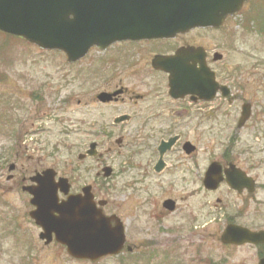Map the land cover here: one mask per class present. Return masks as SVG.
I'll use <instances>...</instances> for the list:
<instances>
[{
    "label": "rangeland",
    "instance_id": "374dc122",
    "mask_svg": "<svg viewBox=\"0 0 264 264\" xmlns=\"http://www.w3.org/2000/svg\"><path fill=\"white\" fill-rule=\"evenodd\" d=\"M255 18L263 26V8L257 9ZM212 39L220 50L228 52V63L237 70L240 57L236 25L231 23L227 29L213 33ZM88 58L69 63L62 52L43 51L24 40L0 34V232L10 230L18 237L25 231H35L34 244L29 248L5 234L0 240V264H258L255 246L224 247L217 238L225 228L226 215L233 213L230 207L232 211L225 209L224 203L215 206L218 197L230 201L225 187L211 195L200 190L199 185L182 181L172 187L159 184L143 187L132 175L97 184L94 190L100 198L110 200L105 213H115L122 219L127 243L133 246V251L125 249L119 255L90 262L73 259L62 246L45 245L39 239L40 228L33 227L23 217L28 201L25 202L16 183L21 172H11L9 166L21 163L23 173H27L40 159L70 174L69 161L77 164L78 154L92 141L100 142L101 152L105 153L110 141L99 132L104 123H98L97 118L108 113L110 107L86 104L97 92L96 80L88 78L87 73L79 74L82 66L88 67ZM257 60L258 70L233 80L234 86L237 81H244L245 92L253 93L246 97L254 104V116L242 128L240 137L241 144L250 148L251 161L260 164L255 173L261 188L256 201L244 204L243 209L240 207L243 215L239 222L248 227H264V48ZM232 109L233 106L229 107V111ZM222 125V120H213L211 138H203L197 130L203 158L210 157L213 146V152L220 153L215 135L221 134ZM127 156L128 151L123 150L121 154L107 155L106 162L125 169L123 160ZM92 166L96 164L89 159L82 163L80 173L75 175L74 189H81L93 180L96 169L86 170ZM11 174L14 179L8 180ZM167 195L179 199L180 209L163 216L161 199ZM225 204L229 206L230 202Z\"/></svg>",
    "mask_w": 264,
    "mask_h": 264
},
{
    "label": "flooded vegetation",
    "instance_id": "af4514ba",
    "mask_svg": "<svg viewBox=\"0 0 264 264\" xmlns=\"http://www.w3.org/2000/svg\"><path fill=\"white\" fill-rule=\"evenodd\" d=\"M259 8L264 9V0H246L240 12L228 16L219 27H196L170 37L121 40L114 42L106 50L92 48L79 60L84 61L93 54L91 59L88 58V67L82 66L79 72L85 75L87 73L88 78L96 80L97 92L86 104L110 107L108 113L97 118L98 123H104L101 124L99 132L110 144L106 146L105 153H102L101 144L98 142V153L89 157L96 166L86 168L87 171L96 169L93 180L88 182L93 186L95 202L103 198L97 195L94 186L124 175L139 179L143 187L145 184L172 187L182 181L199 185L200 190L210 195L225 187L230 201L218 197L215 206L224 203L226 210H230L228 207L233 210H230L233 213L226 215L225 227L228 224H241L239 220L243 215L244 204L256 201L261 188L259 176L255 173L260 164L255 160L251 161L250 148L244 143L241 144L240 137L242 128L247 127L253 119L254 104L246 97L244 81H237L234 86L233 80L243 79L242 74L259 69L257 56L264 48V29L257 28L255 18ZM231 23L238 28L237 54L240 63L237 70L228 63V52L220 50V46L214 45L212 39L213 33L227 29ZM179 71L183 72V79L187 82L184 83L181 95L175 96L172 86L175 73ZM98 83L103 85L98 86ZM251 94L253 93L249 92L247 95ZM232 106L233 109L229 111ZM118 119L122 121L116 122ZM213 120H222L223 123L221 134L215 135L219 139L216 144H219L220 153H214L213 146L210 157L203 158V153H199L196 133L199 129L203 138H211ZM202 126L205 128H201ZM123 150L128 151V156L123 160L125 169L106 162L107 155L121 154ZM140 156L143 157L142 161L139 160ZM38 161V165L27 169V173H23L19 162L16 171L19 170L21 174L16 182L17 186L22 188L32 185L33 176L54 168L57 172L56 180L62 176L69 178L72 185L70 193L81 192L82 187H73L75 171L79 174L81 163L69 162L68 169L71 172L66 174L55 164L42 163L40 159ZM211 165L217 167L218 175L222 177L215 190L205 188V179ZM105 166L113 168L112 175L108 178L101 172ZM23 195L25 202H29L25 204L23 217L36 227L34 219L30 217V212L34 209L30 202L31 195L27 192H23ZM66 197L60 194V199ZM168 199L174 200L173 209L167 206ZM178 201L179 199H174L171 195L164 196L161 199L163 209L160 215L178 211ZM225 202H230V205L227 206ZM109 204L108 199L104 209ZM17 226L20 229V224ZM33 235V229L25 231L18 241L26 240L25 243L31 245L34 241ZM258 248L256 257L259 261L264 257V245H259Z\"/></svg>",
    "mask_w": 264,
    "mask_h": 264
},
{
    "label": "water",
    "instance_id": "95a60500",
    "mask_svg": "<svg viewBox=\"0 0 264 264\" xmlns=\"http://www.w3.org/2000/svg\"><path fill=\"white\" fill-rule=\"evenodd\" d=\"M245 0H0V30L21 36L43 49L65 51L70 62L83 57L92 46L106 48L117 40L166 37L195 26H220L228 15L238 12ZM182 80L176 78V90ZM95 143L88 154H95ZM83 156H80L82 158ZM13 166L11 167V169ZM110 176L111 169H105ZM215 165L207 174L206 186L217 188L221 177ZM52 175L38 177V188H28L35 196L33 212L42 225L47 243L56 234L77 258L96 260L116 254L125 244L124 227L93 207L91 187L85 196H73L57 204L58 186L68 192L66 179L51 182ZM101 204L105 202L101 201ZM167 206L173 209V202ZM58 214V215H57ZM224 243H264V231L252 232L229 225L222 235ZM259 264H264V259Z\"/></svg>",
    "mask_w": 264,
    "mask_h": 264
}]
</instances>
